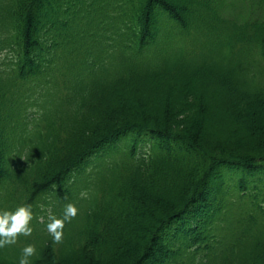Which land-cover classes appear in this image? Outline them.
<instances>
[{"label":"trees","instance_id":"trees-1","mask_svg":"<svg viewBox=\"0 0 264 264\" xmlns=\"http://www.w3.org/2000/svg\"><path fill=\"white\" fill-rule=\"evenodd\" d=\"M21 205L0 264H264V0H0V210Z\"/></svg>","mask_w":264,"mask_h":264},{"label":"clouds","instance_id":"clouds-1","mask_svg":"<svg viewBox=\"0 0 264 264\" xmlns=\"http://www.w3.org/2000/svg\"><path fill=\"white\" fill-rule=\"evenodd\" d=\"M23 159V158H22ZM77 207L68 203L65 206L62 217L50 214L46 224L47 231L55 242H60L64 235L66 221L77 215ZM33 218L31 205H21L15 210H0V248L5 245L14 244L19 234L30 235L33 231L30 221ZM35 245L27 244L22 249L19 264H31V257L36 254Z\"/></svg>","mask_w":264,"mask_h":264}]
</instances>
